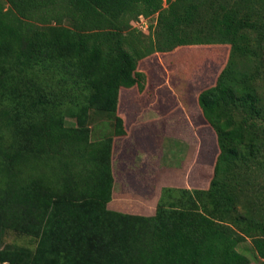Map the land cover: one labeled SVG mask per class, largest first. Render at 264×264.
I'll use <instances>...</instances> for the list:
<instances>
[{"label": "trees", "instance_id": "1", "mask_svg": "<svg viewBox=\"0 0 264 264\" xmlns=\"http://www.w3.org/2000/svg\"><path fill=\"white\" fill-rule=\"evenodd\" d=\"M210 45L230 54L198 96L209 187L112 208L122 89L145 90V58ZM97 117L113 130L91 142ZM0 226L36 240L0 241V264H250L247 240L264 260V0H0Z\"/></svg>", "mask_w": 264, "mask_h": 264}, {"label": "rangeland", "instance_id": "2", "mask_svg": "<svg viewBox=\"0 0 264 264\" xmlns=\"http://www.w3.org/2000/svg\"><path fill=\"white\" fill-rule=\"evenodd\" d=\"M229 54L228 45L188 46L140 62L138 68L147 76L145 90L134 87L122 89L120 94L118 110L125 119L127 135L114 141L112 208L153 216L163 188L209 187L219 150L198 96L215 85ZM68 123L75 121L69 119ZM112 124L105 117L95 118L91 142L110 136ZM0 241L3 247H36L32 237L2 226ZM239 250L249 257L250 264L264 261L250 240Z\"/></svg>", "mask_w": 264, "mask_h": 264}, {"label": "built area", "instance_id": "3", "mask_svg": "<svg viewBox=\"0 0 264 264\" xmlns=\"http://www.w3.org/2000/svg\"><path fill=\"white\" fill-rule=\"evenodd\" d=\"M150 19L151 18H145L144 16H140L139 20L135 23V27L141 31L148 30L151 22Z\"/></svg>", "mask_w": 264, "mask_h": 264}, {"label": "crops", "instance_id": "4", "mask_svg": "<svg viewBox=\"0 0 264 264\" xmlns=\"http://www.w3.org/2000/svg\"><path fill=\"white\" fill-rule=\"evenodd\" d=\"M113 201H114V199H113ZM113 208L119 211V209H117L116 207H113Z\"/></svg>", "mask_w": 264, "mask_h": 264}]
</instances>
